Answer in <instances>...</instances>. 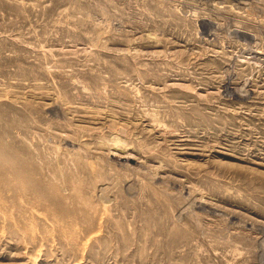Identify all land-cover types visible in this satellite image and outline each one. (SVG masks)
<instances>
[{"label":"rangeland","instance_id":"1","mask_svg":"<svg viewBox=\"0 0 264 264\" xmlns=\"http://www.w3.org/2000/svg\"><path fill=\"white\" fill-rule=\"evenodd\" d=\"M0 264H264V0H0Z\"/></svg>","mask_w":264,"mask_h":264}]
</instances>
